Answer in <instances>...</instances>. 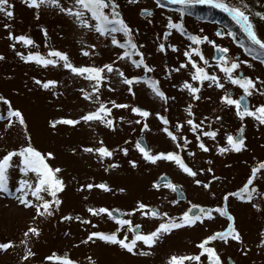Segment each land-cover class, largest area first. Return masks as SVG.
I'll return each mask as SVG.
<instances>
[{
    "label": "rangeland",
    "instance_id": "1",
    "mask_svg": "<svg viewBox=\"0 0 264 264\" xmlns=\"http://www.w3.org/2000/svg\"><path fill=\"white\" fill-rule=\"evenodd\" d=\"M231 2L234 3L235 0ZM245 2L258 34L264 38V20L254 15L255 12H264V0H245ZM11 3L14 13L11 18L0 13V54L3 56V59H0V95L10 100L13 108L22 111L31 135V143L41 152L54 153V157L48 162L54 167H60L59 175L63 177L65 188L58 193L62 200L58 211L48 217H37L33 222L41 232L38 237L28 240L27 244L21 243L24 240L22 234L34 215L33 209L23 208L13 197L0 195V242L8 240L14 242L9 249L0 251V264H62L44 259L53 252L59 255L67 254L69 258H74L81 264H90L89 258L94 260V264H169V257L173 254L198 253L199 240L227 225V221L217 213L212 219L205 218L203 223L197 222L191 227L185 226L162 235L148 250L147 256L141 254V251H144L141 247L136 249V256H129L115 247L98 243L97 239L84 242L85 236L90 231H113L118 226L105 214L91 215L86 213L85 208L104 206L126 211L136 207V201L140 200L152 208L167 212L169 216H176L189 208V202L202 206L219 205L224 193H232L243 185L251 167L264 159V125H260L249 116L241 120L232 106L222 104L219 97L225 89L230 90L234 98L242 94V89L223 78L224 74L216 67V61L212 60L213 45L207 42L199 45L201 52L209 60L206 70L215 71L221 77L224 89L216 88L214 85L204 86L201 88V98L192 101L189 92L179 88L180 83L190 79L189 67L180 68V62L186 59L183 52L190 45H196L187 35L175 29H168L169 34L165 36L168 18L179 19L187 33L207 35L210 40L227 47L230 58L250 62L251 66L242 63L237 72L253 79L259 76L261 81H264V64L252 59L235 42L240 40L245 43L240 28L233 20L226 19L210 7L195 10V16H189L192 13L189 11L181 17L172 10L158 8L153 0H136L135 3L118 0L122 16L133 29L134 40L138 45H142L140 51L144 53L145 62L154 66L151 72H144L142 66L137 68L128 60L115 59L122 50L110 43V37L99 36L95 31L78 26L59 9L53 6L36 9L28 7L22 0H11ZM61 4L65 7L71 6L70 0H61ZM140 9H151L153 13L143 19L138 15ZM215 21L220 23L218 22L217 25ZM4 24L10 27L5 29ZM41 26L46 29V36L41 31ZM217 30L224 32L231 30L234 37L216 36ZM8 31L28 35L35 43L25 46L22 42L10 40L7 36ZM117 38L122 39V34H117ZM160 43L166 46L174 44L176 50L166 47V51L161 52L158 49ZM11 44H15V47H10ZM93 44L96 47L90 48L89 46ZM49 48L66 52L77 66H99L114 61L125 75L150 76L158 80L159 86L167 96L166 101L154 97L150 89L143 84L133 83L135 95H132L126 90L128 85L122 82L116 72L109 73L110 79L104 82L109 87L99 89L100 101L135 104L152 113H163L170 122L168 127L174 132L177 121L184 122L189 118L185 106L191 103L194 113L192 118L199 122L207 117L205 128L217 130L218 138L202 136L201 139L209 148V151L203 152L196 146V134L188 131L186 123H183L178 135L187 136L189 143L185 149H178L173 141L167 140L160 134V127L155 123V115L147 118L150 129L142 131V123L136 121L143 122V118L124 108H112L113 118L123 117V120L114 119V129H109L99 122L83 121L78 125L58 123L53 129L49 125L51 119L62 116L76 118L92 110L96 104L81 95V89L90 91L91 82L88 79L77 76L62 66L43 67L35 61L25 62L17 55V52L24 54L40 52L46 56ZM81 48L87 49L89 54H82ZM192 55L200 62L198 56ZM173 68L180 70L174 71ZM33 77L40 80L53 79L58 81V84L54 89H44L35 83ZM257 87H264V84L258 81ZM53 90L57 92L56 96H52ZM247 99L251 107L264 103V95L258 92L252 93ZM6 107L0 102V115L5 116ZM214 116H220L221 119H213ZM6 123V119H0V156L25 142L20 126L14 124L6 128ZM241 124H243L242 135L245 137L247 149L235 155L228 152L217 153L214 150L216 144L222 145L223 141L224 145L226 134H237ZM141 136L147 138L148 147L153 152H179L183 160L197 170V175L195 177L188 175L172 161L170 163L168 160L159 159L156 163H151L144 160L134 147ZM101 139L104 145L114 152L111 158H105L103 162L95 158L94 153L84 152L82 148L89 145L99 146L97 142ZM120 147H126L127 154L120 152ZM189 151L194 154L189 155ZM113 160L118 161L119 166L105 171ZM129 160H135L136 167H132L128 163ZM209 160L211 163L208 162ZM18 162V157L14 156L12 163L18 164ZM208 168H212L213 171L209 173ZM199 169L205 171L199 172ZM161 174L184 193L183 200H177L176 192L166 187L164 183L153 187V182L156 183ZM19 176L20 173L15 167L9 170V182L13 190ZM212 176L217 179H211ZM194 179L209 183V188L205 189L202 185L195 184ZM103 181L109 185L110 191L98 188L78 190L80 184H97ZM254 183L259 192H264V179L257 176ZM120 188L124 191L117 190ZM173 200L177 202L173 204ZM227 202L229 204L227 210L233 214L235 226L242 239L235 241L229 238L227 243L220 240L211 242L221 256L222 264H226V257H230L235 264H264V245L259 244L262 238L260 232L264 228V198L258 194L253 196V202L261 205L260 210L253 208L251 202H238L231 196ZM67 213L87 217L92 223L82 225L75 219L61 221L60 216ZM125 214L124 218H129L133 224H139L140 230L144 232L154 229L162 219L144 217L139 212L129 215L126 211ZM123 233L131 237L129 228L121 227V232L118 234ZM26 249H30L34 255L21 260ZM201 260L203 264H208L206 254L201 256ZM184 264H196V262L186 260Z\"/></svg>",
    "mask_w": 264,
    "mask_h": 264
},
{
    "label": "snow or ice",
    "instance_id": "2",
    "mask_svg": "<svg viewBox=\"0 0 264 264\" xmlns=\"http://www.w3.org/2000/svg\"><path fill=\"white\" fill-rule=\"evenodd\" d=\"M28 7L39 9L40 7L53 6L63 12L65 15L69 16L73 21L80 27L95 31L99 36L110 37V43L114 46H118L122 51H120L115 59L121 60L125 59L131 62V65L137 68L142 66L144 72H151L154 66H150L145 62L144 53L140 51L142 45H138L133 38V29L126 22L120 11V5L118 0H70L71 6H62L61 0H22ZM131 3H135L136 0H129ZM172 3L178 4L181 7L178 9L179 15L184 16L186 12H189L191 7L194 5H207L215 9L222 10L227 13L228 16L240 27V30L244 33L248 43L244 44L240 40L235 42L239 44L241 48L244 49L246 53L254 57L261 64H264V38H262L254 25V22L250 18V13L247 10V4L245 0H171ZM158 6H163L160 4V0H156ZM151 15L150 9H142ZM0 13L4 16L11 18L13 13V5L11 0H0ZM38 15V14H37ZM254 15L261 20H264V12H255ZM3 27L8 29L10 26L4 24ZM168 29H175L176 31L187 35L188 39L194 42L196 46H189L184 52L183 56L186 58L185 61L180 62V68L189 67L190 79L184 80L179 84V88L189 92L191 100L197 101L200 97L201 88L204 86H215L216 88L224 89V84L221 82V77L217 75L215 71L206 70L209 66V60L203 55L199 45L202 42H207L216 50L217 54L213 55V60L216 61V67L219 71L224 74V79L230 81L231 84L237 85L242 89V94L238 98H234L231 91L228 89L224 90V93L219 97L222 104L232 106L235 109V114L243 120L245 116L253 117L260 125H264V103L258 104L255 107L249 105L247 97L254 92H258L264 95V87H257V82L264 84L260 77L257 76L255 79L243 75L237 72L240 65L246 64L251 66L248 60L240 61L238 59L230 58L228 55V48L224 47L213 40H210L207 35H196L187 33L185 27L181 20H173L171 17L168 18L165 36H167ZM41 31L47 35L46 29L41 26ZM117 34H122V39L117 38ZM217 36H229L234 37V33L229 30L227 32L217 30L215 33ZM7 36L10 40L16 42H22L25 46L32 45L35 42L33 39L25 34H14L12 31L7 32ZM10 47H15V44H11ZM90 48H95L96 45H90ZM166 47H170L176 50V45H165L164 43L158 44V49L161 52L166 51ZM81 53L88 55L89 52L85 48L80 49ZM199 57L197 59L193 58V55ZM17 55L25 62L35 61L43 67L49 65L56 67L62 66L64 69L69 70L71 73L84 77L91 82L90 91H85L81 89V95L93 103L96 106L90 110L84 112L82 115L76 118L72 117H59L54 118L49 121V125L54 129L58 123H64L66 125H78L81 121L88 122H99L105 125L109 129H114V119L123 120V117L113 118L112 108H124L130 109L134 114L143 118L137 120V123H142V131L149 128L147 123V118L150 115H155L164 125L162 131L176 144L178 149H185L189 143V138L187 136L178 135L182 128V124L186 123L189 126V131L195 133V141L199 149L207 152L209 151L208 145L204 143L201 139L202 136L215 139L216 130L210 127L205 128L207 117L201 119L197 122L192 117L194 113L192 111V104L189 103L185 106V111L188 114V119L181 122L177 121L174 125L175 132L170 130L168 127L169 120L166 116L161 115L160 112L152 113L148 109L138 106L135 104L129 105L128 103H116L115 101H100L101 87H109L108 84L104 83L110 79L109 73L116 72L121 78L122 82L127 87V92L135 95L133 91V83H139L141 81L145 82L152 93L160 98L161 100H167L165 92L159 86V81L150 77L142 75H125L124 71L119 68L115 62H108L99 66L96 65H75L69 58L68 54L64 51L58 50L56 48H49L47 55H42L40 52H28L27 54L17 52ZM135 57V58H134ZM0 59H3L2 54H0ZM168 67L167 65L165 66ZM174 71H179V68H173ZM36 84L40 85L44 89H54L58 84V81L53 79L40 80L33 77ZM207 82V85H205ZM52 96H56L57 92L53 90L51 92ZM95 94V95H93ZM0 102H3L6 107V116L0 115V119H6L7 123L5 127L18 124L23 133L25 142L17 147L5 151V153L0 156V195L6 197H13L15 201L23 208L31 207L34 211V215L29 221V225L23 232L24 240L21 243L27 244L28 240L32 237H38L41 229L36 226L34 221L37 217H48L58 211L62 200L58 193H60L65 188V183L63 177L59 175L61 169L59 166H52L48 161L50 158L54 157V153L51 151L41 152L31 143V135L28 132L25 117L22 111L18 108H13L11 101L7 97L0 95ZM110 105V106H109ZM213 119L220 120V116H214ZM132 123V121H128ZM243 124H241L238 133H242ZM226 144L220 145L216 144L215 150L217 153H226L229 150L240 152L241 150L247 149V144L245 142V137L242 134H237L234 136L232 133H228L225 136ZM99 146L93 147L82 146L84 152L94 153L95 158L103 162L105 158H111L114 155L112 149L104 145L102 139L98 142ZM126 143V142H125ZM134 147L142 155L143 159L156 163L159 159H164L174 162L178 167L188 175L195 177L197 175V170L190 167L182 158L177 151H159L153 152L149 147L143 144L139 139L135 142ZM120 152L127 154L128 149L126 147H120ZM75 151V149H72ZM194 153L189 151V155ZM18 157V164L12 163L13 157ZM211 163V161H208ZM129 164L132 167H136L135 160H129ZM118 161L113 160L105 171L111 168L118 167ZM15 167L20 176L18 177L15 189L10 187L9 182V170ZM199 172L205 171V169H199ZM207 171L211 173L212 168H208ZM162 176L164 174H161ZM257 176L264 179V159L256 162L250 169V174L247 176L244 184L236 189L232 193H224L223 205H215L212 207L202 206L199 204H192L189 202V208L179 213L176 216H169L167 212H161L150 205L137 200L136 207L127 209V213L130 215L134 212H139L143 216L160 217L161 221L157 226L147 232L140 230L139 224H132L128 219H125L123 215H118L121 213V209H110L108 207L99 206H86V211L91 215H101L107 214L109 218L116 222L118 225L113 231H90L84 238V242L94 241L99 239L107 244H113L119 246L121 249L126 250L129 254H135L137 249V242H141L147 248H151L157 240L164 234L170 233L174 229H179L185 226L191 227L197 222L203 223L204 219H212L215 213L220 216L227 218V225L221 230H216L209 235L203 237L197 242L199 252L196 254L188 255H175L169 257V264H184L186 260L195 261L196 264H203L201 256L206 254L208 264H222L221 256L217 252L216 248L212 246L211 242L215 240H220L227 243L229 238L235 241H241V235L238 228L234 223L233 214L227 210V200L230 196L237 197L241 201L251 202L252 207L260 210L261 205L259 203L253 202L254 194H258L261 198H264V192H259L256 184L254 183ZM211 179L215 180L217 177L212 176ZM193 182L197 185H202L203 188L208 189L209 183L202 182L199 179H194ZM163 183L166 187L176 190L177 185L171 181L165 179ZM153 187H158V185L153 182ZM93 188H98L104 191L109 190V185L104 182L97 184L86 183L80 184L78 190L87 189L91 190ZM123 192L124 189H117ZM214 195V193H213ZM177 201L173 200L172 203L175 204ZM147 210V211H145ZM75 219L79 221L82 225L92 223L87 217H81L79 214L73 216L71 213L60 216L61 221H69ZM122 226H128L129 229H135L132 231L131 237L129 238L127 233L118 235L121 232ZM261 239L259 241L260 245H264V228L260 232ZM79 243V241H78ZM14 242L8 240L6 242H0V251L7 250L13 246ZM141 254H148L146 251H141ZM34 253L30 249H26L24 256L21 260L26 257H30ZM47 261H60L62 264H78V261L71 259L67 254L59 255L55 252L44 258ZM90 264H94V260L89 258Z\"/></svg>",
    "mask_w": 264,
    "mask_h": 264
},
{
    "label": "flooded vegetation",
    "instance_id": "3",
    "mask_svg": "<svg viewBox=\"0 0 264 264\" xmlns=\"http://www.w3.org/2000/svg\"><path fill=\"white\" fill-rule=\"evenodd\" d=\"M217 36V35H216ZM161 115H164V116H166L165 114H161ZM210 121V120H209ZM155 123H157L158 124V126L160 127L159 128V132H160V134L164 137V138H166L167 140H169V141H172L163 131H162V128L164 127V125L163 124H160L159 123V121H158V119H157V117L155 116ZM212 123V122H211ZM186 126L189 128V126L186 124ZM150 129V128H149ZM150 131V130H149ZM189 131V130H188ZM216 133H217V130H216ZM236 133H238V132H236ZM218 136V134H216V137ZM234 136H236V134L234 135ZM203 138H204V136H203ZM205 138H208V137H205ZM218 138V137H217ZM143 139L145 140V142H146V140H147V138L146 137H143ZM148 141V140H147ZM146 144H147V142H146ZM226 144V140H225V143H224V145ZM222 145H223V141H222ZM149 145L147 144V147H148ZM197 146V145H196ZM201 150V149H200ZM214 150H215V148H214ZM201 151H203V150H201ZM203 152H205V151H203ZM228 154H232V155H235V154H239V152L238 153H236L235 151H231V150H229L228 151ZM142 156V155H141ZM164 160V159H163ZM170 162V161H169ZM171 163V162H170ZM174 163V162H173ZM175 164V163H174ZM176 165V164H175ZM178 166V165H177ZM179 168V167H178ZM246 181V180H245ZM104 183H106L105 181H103ZM244 184V183H243ZM110 191V190H109ZM232 198H236V200L238 201V202H241V200H239L237 197H234V196H231ZM228 201V200H227ZM225 202L222 200V202H220V204L219 205H223ZM250 203V202H249ZM226 204H227V209H229V204H228V202H226ZM216 204H214V205H212V206H215ZM212 206H207V207H212ZM86 209V208H85ZM110 209H114V208H110ZM86 213H88V212H86ZM126 211H121V213L119 214V215H125L126 216ZM218 214V213H217ZM102 215V214H101ZM104 215V214H103ZM219 215V214H218ZM105 216L106 217H108L107 216V214H105ZM220 216V215H219ZM144 217H147V216H144ZM125 219H128V220H130L129 218H125ZM131 221V220H130ZM132 222V221H131ZM133 224V223H132ZM123 228H128V226H122ZM130 230V234H132V231H135V229H129ZM118 235H121V234H118ZM97 242L98 243H100V244H102V245H107V246H112V247H115V248H117V249H119L121 252H124V253H126V254H128L129 256H134L135 254H129L126 250H124V249H121L119 246H117V245H113V244H107V243H105V242H102V241H99V240H97ZM142 248V249H144V251H147V253H148V250H149V248H147V246H144L141 242H139V243H137V248ZM152 247V246H151ZM146 255V254H145ZM147 255H149V254H147ZM146 255V256H147ZM136 256V255H135ZM72 259H74V258H72ZM74 260H76V259H74ZM77 261V260H76ZM78 264H81L79 261H78ZM226 264H235L231 259H230V257H226Z\"/></svg>",
    "mask_w": 264,
    "mask_h": 264
},
{
    "label": "water",
    "instance_id": "4",
    "mask_svg": "<svg viewBox=\"0 0 264 264\" xmlns=\"http://www.w3.org/2000/svg\"><path fill=\"white\" fill-rule=\"evenodd\" d=\"M141 10H142V9H140V10L138 11V15H139V17L145 19V18H147L148 16H150L149 14H147V13H145V12H142ZM150 10H151V9H150ZM152 13H153V11L151 10V14H152ZM214 54H217V55H218V53H216L215 48H214V50H213V55H214ZM226 55H228V53H227ZM138 139H139L143 144H145V142H144V140H143L142 137H141V138H138ZM138 139H137V140H138ZM145 145H146V144H145ZM165 179H167L165 176H161L160 178H158L156 184L158 185V184H160V183H163V181H164ZM167 180H168V179H167ZM175 192H176V199H177V200H183V199L185 198L184 193H183L178 187L176 188ZM117 214H118V213H117Z\"/></svg>",
    "mask_w": 264,
    "mask_h": 264
},
{
    "label": "bare ground",
    "instance_id": "5",
    "mask_svg": "<svg viewBox=\"0 0 264 264\" xmlns=\"http://www.w3.org/2000/svg\"><path fill=\"white\" fill-rule=\"evenodd\" d=\"M164 2V4H167L168 2L166 0H162Z\"/></svg>",
    "mask_w": 264,
    "mask_h": 264
},
{
    "label": "trees",
    "instance_id": "6",
    "mask_svg": "<svg viewBox=\"0 0 264 264\" xmlns=\"http://www.w3.org/2000/svg\"><path fill=\"white\" fill-rule=\"evenodd\" d=\"M197 11V10H196ZM196 15V14H195Z\"/></svg>",
    "mask_w": 264,
    "mask_h": 264
}]
</instances>
